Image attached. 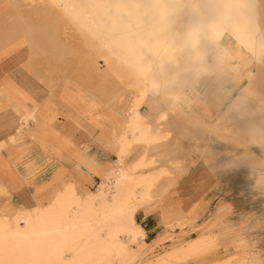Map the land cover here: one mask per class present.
I'll return each mask as SVG.
<instances>
[{
    "label": "bare ground",
    "instance_id": "6f19581e",
    "mask_svg": "<svg viewBox=\"0 0 264 264\" xmlns=\"http://www.w3.org/2000/svg\"><path fill=\"white\" fill-rule=\"evenodd\" d=\"M8 1L14 22L7 39L27 34L34 69L44 80L55 70L71 74L62 84H71L78 100L86 94L92 123L113 144L115 159L106 167L95 163L101 170L93 190L81 193L69 180L44 204L0 209V264H179L191 258H202L197 264H244L245 257L217 256L218 236L207 232L141 262L145 231L135 213L162 204L186 163L194 165L190 176L209 167L220 153L210 146L212 137L244 148L255 144L264 155V0ZM34 11L47 15L38 19ZM66 28L81 42L75 61L69 43L58 38ZM223 34L235 40L234 48L221 43ZM115 90L129 97L127 103L97 98ZM173 135L186 142L165 148ZM150 148L167 154L170 166L151 168L156 160L146 155ZM230 161L221 165L232 166ZM248 164L256 182L264 181L260 164ZM182 217L167 228L182 230ZM249 264H264V257Z\"/></svg>",
    "mask_w": 264,
    "mask_h": 264
},
{
    "label": "crops",
    "instance_id": "0c3cea01",
    "mask_svg": "<svg viewBox=\"0 0 264 264\" xmlns=\"http://www.w3.org/2000/svg\"><path fill=\"white\" fill-rule=\"evenodd\" d=\"M0 2V193L14 194L21 204H44L69 180L84 193L101 170L95 163L106 167L115 159L113 144L92 123L86 94L78 100L71 84L44 80L25 34L7 39L14 16L10 1ZM141 222L145 235L164 223L155 211Z\"/></svg>",
    "mask_w": 264,
    "mask_h": 264
},
{
    "label": "rangeland",
    "instance_id": "374dc122",
    "mask_svg": "<svg viewBox=\"0 0 264 264\" xmlns=\"http://www.w3.org/2000/svg\"><path fill=\"white\" fill-rule=\"evenodd\" d=\"M18 1L22 2L23 0ZM31 7L26 8H29L30 12H32L33 9H30ZM16 8L19 9L17 4ZM24 9H20L21 15H23L22 12ZM26 10L23 12L25 15L22 17H27ZM30 12L28 16L32 15H30ZM45 12L40 11L41 14L39 15V12L37 13L34 11L35 14L37 13V17L41 15L45 17ZM35 14L32 15V17L35 16ZM24 18H20L19 21ZM38 19L42 18L39 17ZM48 23H50V21H48ZM54 24L56 23L53 21V26L55 27ZM65 30V32H60L58 38L62 37L61 40H63L64 43H69L70 49H73V51L71 52V57L68 52L69 55L65 54V57H70L71 60L75 61L78 57L76 55L77 52L75 53L74 50L77 51L76 48H78L77 46H80L81 42L79 44L78 41L80 40L76 35L70 34L73 33L71 30L68 28ZM63 33H66L65 36ZM73 35L75 37H73ZM74 38L77 40H74ZM67 40H70L71 44ZM220 41L227 47L234 48L236 45L235 40L227 34H223ZM33 49L34 46L32 50ZM82 60L84 61L83 58ZM41 63L44 65L42 61ZM79 63L82 64V62L76 61V66ZM96 65L101 69L104 66L102 60H96ZM53 73V76H51L52 74L50 75L52 80H50L49 83L55 85H60L64 83L63 79L67 80L71 77V74L68 72L63 74L61 71L55 70ZM207 87L209 86L206 85V88ZM105 97L106 98L100 95L97 98L101 99L106 104H111V102H115L117 98H120L121 105H124L129 100V97L121 90L111 91V93L109 92V94H105ZM145 106L142 108L143 113L145 115H150V111L147 110ZM170 138H168V142L163 145L165 148L170 147L177 140L182 143L184 141L186 142L185 138L180 135H173L171 140ZM211 139L212 141L209 142L210 146L213 149L219 150L220 153L208 164L210 169L208 166H203L199 172L190 176L192 171H194V165L190 162L186 163L184 165L186 168L183 167V172L181 170H179L180 172L178 170L175 172L179 173L178 175L174 174V180L176 183L173 182L168 186L169 188L166 189L164 193L165 198L162 204L156 201L150 206L151 208L149 207L150 209L144 207L136 212L135 221L140 224H145V222H141V220L143 216L150 211H155L157 216L160 217L162 222H164L162 225L156 227L152 226L146 230L144 241L141 244V252L138 258L139 261L150 263L157 257V255L163 253L172 245L185 243L187 240H190L192 237L203 232L218 236V238L216 237L218 243L215 247L217 256L219 257L234 254L231 256L234 261L243 260L242 257H245L244 264H249V260L264 257V181L256 182L255 177L251 174L255 169L248 164L250 161H256L260 164L258 166L260 173L263 174L264 155L260 154L259 149L255 144L244 148L240 145L218 141L214 137ZM248 141L250 140L248 139ZM243 152L248 153L249 155H251V153L254 154L249 157L247 156L248 158L245 159L232 158V156L242 154ZM159 153V151L157 153L156 149L153 148H150L147 152V156H152L156 160L151 168L165 163H168L170 166L171 162L167 161L168 155L163 154L162 156ZM138 154L139 151H136L134 155L137 156ZM224 161L234 162V164H231L232 166L229 167H224L221 165ZM236 163L238 164L236 165ZM99 180L100 178L98 174L93 175L85 185L87 189L84 192L88 189L93 190ZM18 199L19 198H16V196L11 193H0V209H4L3 212L5 213H11L15 206L21 204ZM165 206H167V209H165ZM219 207L221 209L220 211H218ZM216 210L218 213L214 214ZM211 215L214 217L209 220ZM176 216H183L185 224L180 226V229L181 227H184L182 230L173 232L176 230L170 231L169 228H167L168 226H166V223L170 222ZM201 259L191 258L180 262L179 264H197L201 262Z\"/></svg>",
    "mask_w": 264,
    "mask_h": 264
}]
</instances>
